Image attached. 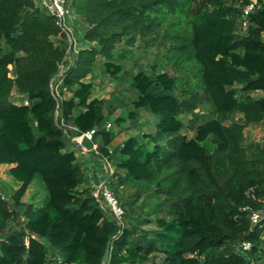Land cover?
<instances>
[{
  "label": "trees",
  "instance_id": "16d2710c",
  "mask_svg": "<svg viewBox=\"0 0 264 264\" xmlns=\"http://www.w3.org/2000/svg\"><path fill=\"white\" fill-rule=\"evenodd\" d=\"M195 1L67 0L83 45L66 58L54 16L34 0H0V165L17 185L8 198L0 191V264H103L109 240L107 264H264V216L256 225L250 218L264 207V145L245 135L264 120V95L253 94L264 92V0L244 32L249 0H204L194 10ZM122 42L155 50L150 71L122 76L136 91L131 123L146 110L156 125L110 149L117 132L106 128L91 74L101 56L119 78L113 58ZM94 128L99 156L116 165L110 185L125 226L97 201L72 147L71 137ZM37 177L46 188L40 206L23 201ZM128 182L157 198L154 221L122 201ZM242 241L251 248L237 252Z\"/></svg>",
  "mask_w": 264,
  "mask_h": 264
},
{
  "label": "rangeland",
  "instance_id": "374dc122",
  "mask_svg": "<svg viewBox=\"0 0 264 264\" xmlns=\"http://www.w3.org/2000/svg\"><path fill=\"white\" fill-rule=\"evenodd\" d=\"M204 6V0H196L193 4V9L198 10L204 8ZM81 27H83V25L78 28L81 30ZM82 45L83 44L78 39V47H81ZM154 59V49L148 50L139 46L129 47L125 42H122L116 46L113 58L114 63L121 66V71L118 74L119 78H116L114 75L106 71L104 65L105 59L103 57L99 56L94 65L91 79L95 84V95L104 99V112L108 116L107 122L111 123L109 129L117 132V137L110 145V149H115L130 136H142L143 133L155 131L156 118L151 112L141 110L139 121L136 124L131 123L128 117V110L132 107V101L136 97V91L132 88L131 75L135 74L140 68L150 71ZM9 67L11 73H13V65H10ZM124 72L131 75L122 76ZM253 94L259 96L264 95V92L258 91ZM12 99L21 102L20 96L16 92L13 93ZM111 109L114 110L112 115L109 113ZM241 117V114L238 113L225 120V122L229 124L234 120H240ZM116 119H121V121H117ZM245 135L248 145L251 143L264 145V120L258 125L247 126L245 129ZM189 136H192V133H189ZM83 144L88 149L92 146V143L89 140H84ZM74 146L75 145L73 144L72 147ZM76 152H79L77 148ZM77 156L85 165L89 177L100 179L107 178L106 158L99 155L88 157L87 155H82L80 153H78ZM107 165L109 166V177L111 179L112 173L116 170V165L112 159L108 160ZM7 168L8 166L0 165V191L6 198L10 196L11 188L17 187V185L9 178L6 170ZM99 182L100 181L98 180L97 183ZM138 193L140 194L139 196H137ZM119 195L122 197L121 199L124 203L130 201V205L135 207L136 214L140 215L142 219L150 217L154 221L158 216L154 210L157 198L148 196L146 192H141L139 186L134 185V182H128L127 184L122 185L120 187ZM45 198L46 188L42 180L37 177L29 185V188L23 197V201L26 203L33 201L37 206H40L44 203ZM20 221L21 220H18V223L12 222L9 226L18 227ZM141 226L145 229H150L155 227V223H144V225Z\"/></svg>",
  "mask_w": 264,
  "mask_h": 264
},
{
  "label": "built area",
  "instance_id": "2783aa9c",
  "mask_svg": "<svg viewBox=\"0 0 264 264\" xmlns=\"http://www.w3.org/2000/svg\"><path fill=\"white\" fill-rule=\"evenodd\" d=\"M36 4L43 10H45L48 14L52 15L56 19V24L60 27L61 31L66 34L67 41H68V48H67V56L66 58L70 57V54L73 51H78L81 47H78V38L74 33L73 27L71 25V21H75L78 19V15L69 12L67 10V0H34ZM260 6V0H249V2L243 7L242 15L239 19V31L244 32L248 28L249 25V18L253 11H255ZM59 75H62L65 70L64 62L60 63L59 65ZM10 77H15L14 72L9 73ZM60 82H56L53 78L50 81V87L52 90V94L55 96L56 99H61L60 94ZM28 103V101H25ZM60 115L59 103L57 104V108L55 111V116L58 117ZM62 123L64 124L63 120ZM111 126L110 122L106 123V128L109 129ZM74 128V127H72ZM96 133V129H90L84 132H81L79 135L71 137V141L74 143L73 148L78 149V153L82 155H88L89 152H92L94 156L99 155V148L98 142L94 139ZM84 140H89L92 143L91 149H88L84 146ZM77 153V152H76ZM77 153V155H78ZM106 163L108 164V160L106 159ZM106 164V174L107 178L97 180L91 177V183L93 187V195L99 201L101 205L107 207L110 212L112 213L114 219L120 226H125L124 214L125 209L121 205V202L115 192L113 191L110 185V174H109V166ZM100 181L97 183V181ZM96 181V182H95ZM264 216V207L259 210H255L251 213V222L252 225H256L260 222V220ZM251 248L250 241H242L236 246L237 252H242L249 250ZM103 264H107V262H103Z\"/></svg>",
  "mask_w": 264,
  "mask_h": 264
},
{
  "label": "water",
  "instance_id": "95a60500",
  "mask_svg": "<svg viewBox=\"0 0 264 264\" xmlns=\"http://www.w3.org/2000/svg\"><path fill=\"white\" fill-rule=\"evenodd\" d=\"M110 250H111V240L107 242L105 253L103 256V261L108 262L110 260Z\"/></svg>",
  "mask_w": 264,
  "mask_h": 264
},
{
  "label": "crops",
  "instance_id": "0c3cea01",
  "mask_svg": "<svg viewBox=\"0 0 264 264\" xmlns=\"http://www.w3.org/2000/svg\"><path fill=\"white\" fill-rule=\"evenodd\" d=\"M86 148H87V147H86ZM90 149H91V148H90ZM87 156H88V157H94V154H93L92 152H89ZM94 179L97 180L98 178L95 177Z\"/></svg>",
  "mask_w": 264,
  "mask_h": 264
}]
</instances>
